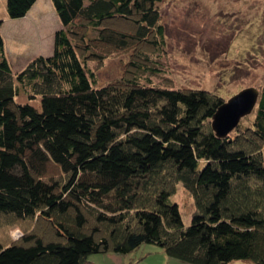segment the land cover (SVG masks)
Segmentation results:
<instances>
[{
	"label": "trees",
	"instance_id": "obj_1",
	"mask_svg": "<svg viewBox=\"0 0 264 264\" xmlns=\"http://www.w3.org/2000/svg\"><path fill=\"white\" fill-rule=\"evenodd\" d=\"M40 1L7 0V16ZM49 1L63 26L52 55L15 73L0 33V229L25 227L0 241V264H96L145 244L187 264H264V87L252 125L219 138L223 98L136 79L164 46V0ZM111 49L131 54L132 79L98 87L88 63Z\"/></svg>",
	"mask_w": 264,
	"mask_h": 264
},
{
	"label": "rangeland",
	"instance_id": "obj_2",
	"mask_svg": "<svg viewBox=\"0 0 264 264\" xmlns=\"http://www.w3.org/2000/svg\"><path fill=\"white\" fill-rule=\"evenodd\" d=\"M6 3L7 0H0V21L3 22L0 33L5 38L6 55L13 71L18 73L37 57L52 55L55 33L63 26L49 0H41L18 22L8 18ZM160 8L165 43L160 52L149 54L150 64L148 59L142 61L144 69L136 73L141 84L164 89L206 90L223 98L225 103L245 89L262 90L264 0H164ZM43 27L47 28L44 33ZM132 53L138 56L139 50ZM103 59V63L96 58L88 63L98 87L132 79L128 74L131 54L115 53L111 49ZM148 64L156 70L145 69ZM26 98L23 96L21 101L25 102ZM255 114L241 121L242 130L252 125ZM237 129L229 136H234ZM172 201L178 204L185 225H190L195 205L182 184L177 185ZM23 229L21 226L0 229V241L5 244L9 240L19 241L24 236ZM89 259L96 264H187L168 257L155 244H145L129 255L95 254Z\"/></svg>",
	"mask_w": 264,
	"mask_h": 264
},
{
	"label": "water",
	"instance_id": "obj_3",
	"mask_svg": "<svg viewBox=\"0 0 264 264\" xmlns=\"http://www.w3.org/2000/svg\"><path fill=\"white\" fill-rule=\"evenodd\" d=\"M260 92L256 88L245 89L224 103L215 114L212 128L219 138H226L241 121L255 111Z\"/></svg>",
	"mask_w": 264,
	"mask_h": 264
},
{
	"label": "crops",
	"instance_id": "obj_4",
	"mask_svg": "<svg viewBox=\"0 0 264 264\" xmlns=\"http://www.w3.org/2000/svg\"><path fill=\"white\" fill-rule=\"evenodd\" d=\"M44 9H46V7Z\"/></svg>",
	"mask_w": 264,
	"mask_h": 264
}]
</instances>
